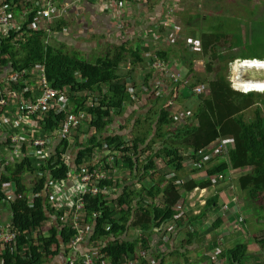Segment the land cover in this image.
I'll return each mask as SVG.
<instances>
[{
  "label": "trees",
  "instance_id": "1",
  "mask_svg": "<svg viewBox=\"0 0 264 264\" xmlns=\"http://www.w3.org/2000/svg\"><path fill=\"white\" fill-rule=\"evenodd\" d=\"M64 24V20L59 21L51 26L52 31L49 32L62 29ZM153 30L154 34L157 31V35L160 36L166 27L159 24ZM47 32L40 30L31 35H24L12 30L10 38L0 37V41H3L0 47V73L8 68L17 72L24 68L43 65L48 81L54 88L65 87L69 90V103L72 111L79 113L82 110H87L95 118L88 125L91 129H96V134H93L85 142V145L78 141L80 135L75 139L78 148L75 168L81 170L84 165H88L90 171H93L92 161L97 149L103 152L102 148L107 145L115 156L103 153L102 161L98 165L100 171L107 172L113 169L114 162H119L117 160L118 151H122L121 157H123L124 163L131 168V172H143V178L151 176L148 177V180L151 179V182L156 183L150 189L142 187V190L139 191L130 187L129 190H123L113 201L106 198L105 192L86 196L87 220L91 218L95 221V231L91 240L96 241L100 258L99 264L102 261L112 264L136 261L139 251L149 248L150 236L154 228H159L164 223L174 220L178 214L175 207L182 195L177 180L181 178L180 173L188 169L185 162L210 150L222 139L233 140V145L229 148L228 160L215 158L216 161L211 166L195 169L196 171L207 170V179H190L185 185H182L183 188L187 192H191L196 187L212 185L213 180L218 183L216 176L224 174L230 169H248V172L240 177L239 185L247 197L252 200L251 203L257 204L256 211L260 208L264 210V107L262 108L260 105L262 101L264 102V93L253 91H264V86L262 89H249L248 93L240 92L232 87L227 74L219 72L216 78L208 84L210 93L207 96H198L200 97L198 107L195 111H190L188 119L181 121L183 126L181 127L176 125V123L178 124V114L171 111L165 99L162 103L163 99L161 101V98L153 90L150 81L151 74L139 86L135 83L132 91H130V85L126 84L124 76L122 77L120 73L122 64L129 62L133 68H136L145 61L140 48L134 49L123 45L113 51L111 55L99 57L92 62L77 53H70L46 43ZM19 35L23 37L19 39ZM155 36H150L151 43L147 48L145 47V50L154 49L155 57L161 58L165 62L171 61L172 64V55L169 51L160 48V43ZM221 36L222 34L216 36L214 33L202 34L201 46L205 54L212 52L213 58H218L221 55L214 50L222 38ZM239 40H242V37ZM238 43L241 45V42L238 41ZM241 58L259 59L247 57V55H243ZM171 64L169 63V65ZM234 65L243 67V69L264 67V59L238 60ZM173 67L171 66L172 69ZM134 71V69L129 70L128 74L131 75ZM9 76L12 74L10 73ZM201 80L204 81L203 78H198V83L191 82L183 88L187 96L193 94L192 89L195 86L205 83H200ZM28 84L31 85L29 76L23 77L18 84L13 85L14 89L21 92L24 100H32L36 95L38 97L41 94L38 89L35 92L31 89L25 91L26 88H29L26 86ZM183 90L181 87L175 86L169 93L168 99L181 105L186 100ZM90 92L97 94L98 102L94 101L93 106L86 105L88 99L91 98L88 94ZM133 94L136 96L135 98H133ZM146 95H149L153 101L152 104L156 105L149 110L147 115L138 119L135 127L137 131L133 140L127 143L126 137L116 134L108 135L102 142L98 133L100 135L104 133L107 126L113 121L114 115H122L128 104L138 99L142 100ZM253 107H255L253 117L248 120L245 113ZM65 117V112L59 113L49 108L39 113L33 120L38 121L44 136L46 132L57 130ZM163 127L169 129L165 132ZM8 141L7 146L11 144L10 138ZM6 145H1L0 148ZM70 147L69 141H61L56 152L49 157L41 159L39 154L34 153L22 159L17 158L15 165L7 166L4 171L3 163L0 161V171H3L0 177V206L6 203V195L3 192L4 185L14 186L16 199L9 204V208L12 213L14 230L18 234L16 246L6 245L0 249V264H44L49 257L59 254L63 245H68L75 236L76 230L67 225L64 226L59 219V215L63 214L64 210H55L49 199L46 198V194H49L47 187L52 184H63L68 180L69 171L73 170L65 156ZM188 152H192L193 155ZM139 154L144 157V162L141 167L137 166L136 169L133 168V165L138 163L136 156ZM157 159H162L167 170L173 168L176 175L167 178L166 169L165 175L162 170L159 173L156 170ZM197 161L199 162V160ZM114 174V171L108 173L110 177L100 181L99 185L101 187L113 184L121 186V182L115 178ZM28 177L34 178V181L29 183ZM163 182L165 185L161 187ZM143 190H146L147 196L153 200L152 204L140 205L146 200ZM32 191L35 194L33 199H31ZM139 196L144 197L143 201L138 200ZM159 196L161 202L157 205L154 200ZM218 199V195L209 199L208 208L218 204ZM135 201L136 207L138 206L136 209ZM53 219H56L57 223L50 224ZM131 221L132 225L137 227L145 238L120 241L118 236L128 229V223ZM44 227L48 228V234L42 232ZM256 240L263 249V236ZM98 242L101 244L98 245ZM247 251L248 245L241 243L229 249L226 257L230 263L242 264ZM136 264L149 263L144 259Z\"/></svg>",
  "mask_w": 264,
  "mask_h": 264
},
{
  "label": "crops",
  "instance_id": "2",
  "mask_svg": "<svg viewBox=\"0 0 264 264\" xmlns=\"http://www.w3.org/2000/svg\"><path fill=\"white\" fill-rule=\"evenodd\" d=\"M191 1L195 2L197 0ZM60 2L69 5L68 14H66V18H64V27L60 30L49 32L52 31L50 27V30L47 32L48 38L46 43L70 53H77L81 57L84 56L89 59H97L102 56L111 55L113 51L123 45H128L134 49L140 48L142 56L145 57L146 54V56L150 57V62L145 57V61L140 66L133 68L128 62L127 67L130 68V70L134 69V73L136 72V76L142 78V81L150 74L153 76L151 56L154 49L145 50L151 43L150 36L152 37L155 35L152 28L155 26L158 27V25L161 24L162 18L165 16L167 10H169V12L170 10H174V17L172 20L174 23L178 22V12L179 14L184 13L182 11L183 9L176 6H180L182 0H146L145 6L141 8L134 2L128 1L122 3L120 0L111 1L109 3L102 0H81L79 2L75 0H60ZM120 3H122V5ZM14 13L15 22L20 23V12L15 11ZM206 19L207 18L204 16L203 20ZM203 33L208 32L203 30L200 35ZM162 37L163 36L160 38L155 36V38H159V41ZM197 39L198 41L201 40L199 37H197ZM200 42L202 44V40ZM166 48L167 51L170 52V55H172L170 48ZM146 62H148V67ZM172 62H174V60ZM178 62L181 63V61ZM169 63L171 64V61ZM175 63L176 62H174V64L172 63L171 66H174L173 68L177 70L180 64L177 63L176 65ZM125 68L126 66L124 63L120 67V73L122 77L124 76L123 78L129 86L132 82L134 73H131V75L126 74L122 71ZM146 69L147 74L143 75L146 73ZM178 70L180 71L182 69ZM181 72L184 77L188 75V69L187 71L182 70ZM7 74L8 71L1 73L0 80L5 78ZM182 92L184 93L183 96L187 97L185 90ZM155 100L159 101L158 99ZM160 100L162 101V99ZM152 102L151 97L146 95L144 99H138L128 104L126 106V108H128L127 113L124 112L122 115H114L113 121L107 126L104 133L101 135L98 133L99 137H101V141H105L108 135L117 134L126 137L127 135L124 134L128 132L131 127L136 133L135 127L138 119L147 115L153 106L155 107L156 104H152ZM145 106H148L147 109L145 108L147 110L146 113H144L143 109ZM176 108L175 110L179 112V110L183 108V105L177 104ZM117 116H119V118ZM130 117L132 121L131 127H123L128 125ZM26 120L25 117L21 120L13 119L12 125L10 126H6L0 122V146L3 145V141L7 140L6 135L9 134L10 130L17 132V129L20 131V129L31 127V124L29 125ZM122 127L123 129L121 130L120 128ZM84 132L80 133L78 141L85 145V142L91 138L93 134H96V129L89 128V130H84ZM58 144L59 141L56 140L54 143L55 149L52 150V153L56 152ZM98 147L101 148L99 145ZM102 149L104 150L103 152L99 149L96 151V154L100 155V157L109 147L106 145ZM29 150L33 153L35 152V150L31 148ZM5 153H8L6 148L1 147L0 161L3 163V171L7 166L15 165V162H12L14 159L13 155L10 152L7 155ZM76 155L77 151L70 152V165L75 170H79L75 168ZM136 158L138 159V163L136 162L133 168L137 169V166H142L144 157L139 154ZM117 160L119 162H114V164L117 165V167L114 165V175L115 178L121 182V186L115 184L112 186L107 185L106 192L102 191L106 193L105 196L110 201L117 199L123 190H129L130 187H134L139 191L142 190V187L150 189L156 185L155 182H151V179L148 180L149 176L143 178V172H131V168L128 167V164L124 163L123 159L121 160V157H118ZM157 166L156 170L159 171V173L160 170L165 168L162 159H157ZM3 171H0V177ZM247 172L248 169L227 171L225 173V180L230 182L231 185L229 188H223L220 186L222 183H215V180H213L214 182L212 185L201 188L196 187L191 192H187L182 185H185L190 179H207V170L194 171L190 176L189 173L181 172L182 175L185 173L189 178L185 180L187 176H183L184 178L177 180L182 195L181 200L175 207L178 214L175 216L174 220L164 223L159 228L160 230L154 228L150 236L149 248H155L156 254L145 260L149 264H233L230 263L226 257L227 251L238 244L245 243L248 245V251L242 264H264V248L262 249L256 240L258 237L263 236L264 238V217H259V219H257L258 214L254 215L258 208L257 204L255 202V204H253L247 200L248 197H245L247 194L243 192L239 185L240 177ZM162 173L165 175L166 171L162 170ZM167 174V178H172L176 175L173 168L168 169ZM164 185L165 183L163 182L161 187ZM211 187L216 188V194L215 191H211ZM103 188L105 187H101V189ZM143 195L146 200L145 203L140 204L141 206L153 203V200L150 199L151 197L149 198V196H147L146 190H143ZM217 195L219 196L218 204H214L213 207L208 208V200ZM74 197L75 196H73L72 199H74ZM144 197L139 196L138 200L143 201L142 199H144ZM155 201L157 205H159L161 197L155 198L154 202ZM134 205L135 209L138 208V206L136 207V201ZM190 212L192 216H189ZM183 215L184 219L182 218ZM250 218H254V221L250 222V220H248ZM90 219L91 218L88 220L86 219L85 225L88 238L80 245L78 252L74 253L67 245H63L62 251L57 255L49 257L44 264H70V261L79 262L85 253L95 252L97 250L96 241L91 240L95 231V221L91 219L90 222ZM132 221L128 223V229L118 236L120 241L141 240L145 238L141 231L132 225ZM0 222L4 224L12 222V213L7 202L0 206ZM254 223L257 226V234H254L255 232L252 234L249 232ZM101 242H98V245H100ZM143 251L142 249L139 251L136 261H130L139 263L144 260L141 258V253ZM130 261L125 264H129ZM106 264H109V262Z\"/></svg>",
  "mask_w": 264,
  "mask_h": 264
},
{
  "label": "built area",
  "instance_id": "3",
  "mask_svg": "<svg viewBox=\"0 0 264 264\" xmlns=\"http://www.w3.org/2000/svg\"><path fill=\"white\" fill-rule=\"evenodd\" d=\"M77 2L81 0H75ZM106 3L117 0H102ZM123 2H134L140 8L145 6L146 0H120ZM122 3H120L122 5ZM69 5L62 4L60 0H0V37L6 36L10 38L12 30L22 33L24 35H31L35 31L47 30L50 27L61 20H64L65 15L68 14ZM15 11L20 12V23H16L14 20ZM171 10L169 14H171ZM33 16V17H32ZM174 24L172 21L166 20L165 24ZM23 37L19 35V39ZM180 38L181 35H178ZM23 39V38H22ZM199 42V41H198ZM196 41L190 39L189 46L196 47ZM3 41H0V47ZM200 44V43H199ZM201 47V45H200ZM153 66L156 68V75L150 80L153 90L159 98H164L166 103L172 109L175 108L176 102L168 99L169 93L177 86L180 85L181 89L188 86L189 79L184 77L179 70L172 69L169 62L157 60ZM8 74L5 78L0 80V122L4 125H12L13 119L21 120L24 117L27 119L29 128L17 129L15 131H9L6 135L7 140L3 141V145L6 151L13 155L12 162L17 161V158H24L34 153L39 154L41 159L49 157L52 154V150L55 149L54 143L56 140L69 141L71 147L67 150L65 156L67 162L70 163V152L77 151L76 137L84 130V125L91 123L93 116L87 111L82 110L79 113L73 112L71 104L69 103V90L67 88H54L48 81L45 66L24 68L17 72H14L12 68L5 69ZM4 71V72H5ZM3 73V72H2ZM12 76H9V74ZM1 74V73H0ZM31 85H26L25 91L31 89L35 92L36 89L40 90L41 94L32 100H24L21 92L13 88L14 84H18L20 79L28 77ZM133 87V86H132ZM130 88V87H129ZM133 88H130L132 91ZM192 92L196 95H207L210 93L209 87L206 84H200L192 89ZM90 99L86 105L93 106L94 101L98 102L97 94L88 93ZM136 96L133 94V98ZM53 109L57 112H65L66 117L61 122L60 127L54 132H46L43 136L42 128L39 126L37 120H33L39 113L44 112L47 109ZM190 113L179 115V120L184 121L188 119ZM90 125V124H89ZM88 127L90 128V126ZM227 140H223L222 143L212 153L208 154L201 163H193L194 166H201L203 162L214 158L216 156L226 158L229 155V147L225 143ZM58 144V145H59ZM58 147V146H57ZM25 148V151H24ZM35 150L31 152L29 149ZM8 153H5L6 155ZM105 153L114 155L108 149ZM103 155V154H101ZM123 155L122 151H118L117 157ZM1 156V155H0ZM15 156V157H14ZM115 156V155H114ZM112 156V157H114ZM123 157H121V160ZM102 157L95 154L92 161L93 171H90L88 165H84L81 170H73L68 173V180L63 184H52L47 187L49 194H46V198L53 208L57 211L64 210V213L59 215L60 221L63 225H67L76 230L75 236L71 239L67 245L74 253L79 251V247L88 238V232L85 227L87 219L86 211V196L98 195L100 192L105 191L106 187L101 189L100 181L108 179V173L114 171L115 168L110 169L107 172L99 170L98 165L101 163ZM117 172V171H116ZM218 179H224V175L220 174ZM3 192L6 195V202L10 204L16 199V189L12 185H4ZM61 192V194H58ZM74 197V199H72ZM35 197L34 191L31 192V199ZM67 199H65V198ZM55 200V201H53ZM57 222L56 219L50 222ZM160 228V227H159ZM157 228V229H159ZM160 230V229H159ZM43 233L48 234V228L44 227ZM18 234L14 230V226L11 223L4 224L0 222V249L6 245H17ZM156 254L155 248H149L141 253L142 259H149ZM100 258L98 255V249L95 252L85 253L79 262L70 261V264H99ZM108 263V262H107ZM101 264H106L103 261ZM112 264V263H109ZM129 264H136L130 261Z\"/></svg>",
  "mask_w": 264,
  "mask_h": 264
},
{
  "label": "rangeland",
  "instance_id": "4",
  "mask_svg": "<svg viewBox=\"0 0 264 264\" xmlns=\"http://www.w3.org/2000/svg\"><path fill=\"white\" fill-rule=\"evenodd\" d=\"M176 6L178 8L180 7V9H183L182 11L184 13L179 14L178 12V22L176 24L172 21L174 17V10L171 12V14H168L167 20L170 19L174 24L171 25V27L165 26L167 29L164 31V36L159 41V43L161 42L160 48L165 51L167 50L166 47L170 48L173 56L171 60H174L176 65L179 63L178 61H181V63H179L180 66H178V69L186 71L188 69L189 73L187 76H185L187 79H189V83H198V78H203L204 81L201 80L199 81L200 83L205 82L206 84H210V82L216 78V75L219 72H224L228 75V78L232 83V87L237 91L245 93L249 91V89H262V86H264V67L258 66L250 69H241L240 66H235L234 64L238 60H245L244 58H241L243 55H247V57L251 58L256 57L259 59H264V0H197L195 2H192L191 0H182L181 5ZM204 16L207 18L206 20H203ZM166 25H168V23ZM156 27L157 26L153 27L152 30ZM179 30L183 32V38L189 37L193 41H196L195 48H193V46H189V38L186 40H179ZM203 30L208 33H214L216 36L222 34V38L214 49L217 51V54H221L218 58H213L212 52L205 54L203 47H200L199 43L201 40L198 42L197 37L202 39V35L200 34L203 32ZM155 35L158 37L157 31ZM241 37L242 40H239ZM238 41L241 42V45H239ZM83 58L92 62L96 60V58L89 59L84 56ZM127 65L128 64H125L126 68L122 70L126 74H128V71L130 70ZM146 65L148 67V62H146ZM182 70H180V72ZM145 72L146 73L143 75L147 74V69ZM153 72L155 73V71ZM241 73L243 74L241 75ZM142 82V78H138L135 72L130 84V88H132L135 83L139 86ZM177 86L180 87L179 84ZM253 91L259 92L260 94L264 93V91ZM202 96L204 95H200V97ZM200 97L194 93L187 96L186 100L182 103L183 108L179 110V115H183L187 112L191 113V110L195 111L199 105ZM162 103H164V99ZM263 103V101L260 103L262 108L264 107ZM145 108L147 109L148 106L143 108L144 113L147 112ZM127 109L128 108H126L124 112L127 113ZM175 109L177 108L175 107ZM254 111L255 107L247 110L245 113L246 119L251 120ZM117 117L119 118V116ZM131 123L132 121L130 117L128 120V125L123 127L130 128ZM176 125L183 127L179 118L178 124L176 123ZM123 127L120 129L122 130ZM168 129V127H163V131L165 132ZM84 130H89L88 124L84 125ZM84 130L82 131L84 132ZM133 130L134 129L131 127V129L124 134L127 135L126 139L129 141L133 140L134 136L136 135L135 131ZM226 140L227 141H225V143L229 148H231L233 145V140L230 138H227ZM221 143L222 141L218 143V147ZM215 149L216 146L214 145L210 150ZM186 167H188V169L183 172L189 173L190 176L194 172V169L189 164V162L186 163ZM165 169L167 170L166 167L162 170ZM180 175L181 178L187 176L185 173L183 175L180 173ZM189 176H187L185 180L188 179ZM27 180L29 183H31L34 181V178L28 177ZM220 183H222L220 186L223 188H229L231 185L230 182L226 181L225 179L220 180ZM211 189L213 192L216 190L215 187H211ZM216 193L217 192L215 191V194ZM58 194H61V192H58ZM245 197L247 198V195ZM247 200L250 202L252 201L249 199V197ZM256 214H258L257 219H259V217H264V210L260 208L255 212L254 215ZM189 216H192L191 212L189 213ZM182 218L184 219V215ZM248 220L251 222L254 221V218H250ZM256 230L257 226L254 223L252 229L249 230V232L251 234L253 232H255L254 234H257Z\"/></svg>",
  "mask_w": 264,
  "mask_h": 264
},
{
  "label": "clouds",
  "instance_id": "5",
  "mask_svg": "<svg viewBox=\"0 0 264 264\" xmlns=\"http://www.w3.org/2000/svg\"><path fill=\"white\" fill-rule=\"evenodd\" d=\"M168 14H169V10H167V12H166V14H165V16L162 18V21H161V25H164V26H168V27H171V25H173V24H168V25H166L165 24V21L167 20V16H168ZM176 24V23H175ZM167 29V28H166ZM179 35H181V37L179 38V40H181V39H183V40H186L187 38H189V37H186V38H183V35H182V32L179 30ZM161 36H164V33H162V34H160V36H158L159 38L161 37ZM159 38H156L157 40H158V42H159ZM189 39H191V38H189ZM200 45H201V42H200ZM145 57L149 60V62H150V57H148V56H146V54H145ZM144 57V58H145ZM155 57V55H154V51L152 52V56H151V60H152V68H153V71H155V73L153 72V76H152V78L156 75V68L153 66V64L157 61V60H162L161 58H158V57H155V60H153V58ZM249 61V60H259V59H245L244 61ZM162 61H164V60H162ZM261 61V60H260ZM151 78V79H152ZM150 79V80H151ZM144 82V81H143ZM201 84H206V83H201ZM200 85V84H199ZM206 85H208V84H206ZM251 92V91H250ZM245 93H247V92H245ZM208 95V94H207ZM206 95V96H207ZM198 96H200V95H198ZM162 99V98H161ZM164 99V98H163ZM177 105V104H176ZM176 107V106H175ZM170 109H171V111H173L174 113H177L178 114V118H179V112H177V111H174L175 110V108H171L170 107ZM188 113V112H187ZM182 124V123H181ZM132 141V140H131ZM222 141H223V139H222ZM126 142L127 143H129L130 141L129 140H126ZM216 147L218 146V144H216L215 145ZM214 150H206V151H204L202 154H200L197 158H195V157H193V158H191V159H189V160H187L185 163H187V162H189V164L193 167V169H194V171H196L195 169H197V168H203V167H205V166H211L212 165V163L214 162V161H216L215 160V158H220V160H228V158L229 157H226V158H221V157H214V158H211V159H209V160H207V161H205V162H203L202 163V165L201 166H194L193 165V163H201L202 161H203V159L208 155V154H210L211 152H213ZM188 154H190V155H193V153L192 152H188ZM196 160H195V159ZM200 158V159H199ZM197 160H199V162L197 161ZM231 170V169H230ZM222 175H224V179H225V173L224 174H222ZM219 175H217L216 176V179H218L217 177H218ZM223 179V180H224ZM219 180V183H220V179H218ZM149 249V248H148Z\"/></svg>",
  "mask_w": 264,
  "mask_h": 264
},
{
  "label": "bare ground",
  "instance_id": "6",
  "mask_svg": "<svg viewBox=\"0 0 264 264\" xmlns=\"http://www.w3.org/2000/svg\"><path fill=\"white\" fill-rule=\"evenodd\" d=\"M241 69H243V67H241ZM243 73H241V75H242Z\"/></svg>",
  "mask_w": 264,
  "mask_h": 264
}]
</instances>
